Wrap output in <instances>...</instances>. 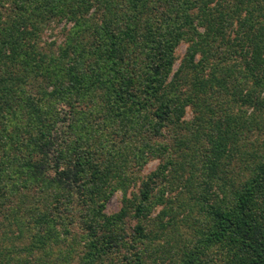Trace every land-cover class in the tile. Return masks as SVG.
I'll return each instance as SVG.
<instances>
[{"label":"trees","instance_id":"1","mask_svg":"<svg viewBox=\"0 0 264 264\" xmlns=\"http://www.w3.org/2000/svg\"><path fill=\"white\" fill-rule=\"evenodd\" d=\"M0 229V264H264V0H0Z\"/></svg>","mask_w":264,"mask_h":264},{"label":"rangeland","instance_id":"2","mask_svg":"<svg viewBox=\"0 0 264 264\" xmlns=\"http://www.w3.org/2000/svg\"><path fill=\"white\" fill-rule=\"evenodd\" d=\"M71 25H72V23L67 22L66 20H62V21L59 20V21L52 22V24L49 26V28H46V30L43 33V41H46V42H54L55 41L56 43H61L64 40V38L66 37L67 30ZM187 45H188V43L186 41H182L180 43L179 47L177 48V50H176L177 60L173 66L174 70H177L181 66L182 61H183L185 54H186ZM193 113L194 112H193L192 107L187 106L185 119H187V120L191 119L193 116ZM158 164H159V159H151L145 165V167L142 169L141 175L146 176V175L150 174L152 171H154L157 168ZM139 185H140V183L138 182L136 184V186L131 188V190H137ZM122 205H123V195L121 192H116L107 201L106 207H105V212L107 214L116 213L121 209ZM161 207L162 206L159 205L155 208V210L151 214L152 218L157 216V214L161 210ZM135 223H136V219H133L131 216L126 217V227H127L129 232L132 230ZM148 223H149V221H147V224ZM1 231L2 230L0 229V237H3V234L1 233ZM160 240H163V239H159V241ZM1 242H2V240L0 239V243ZM157 242H158V239L154 240L152 242H147L146 245H149V244L156 245ZM6 245H7V243L5 241L1 243V246H6ZM139 247H141V246H139ZM142 247H144V246H142ZM149 258L147 259V261L151 260ZM147 264H153V263L150 261Z\"/></svg>","mask_w":264,"mask_h":264}]
</instances>
